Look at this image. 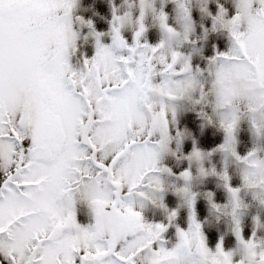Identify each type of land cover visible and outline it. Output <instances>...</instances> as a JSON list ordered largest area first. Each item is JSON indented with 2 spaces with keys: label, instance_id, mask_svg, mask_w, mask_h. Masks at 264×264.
I'll use <instances>...</instances> for the list:
<instances>
[{
  "label": "snow or ice",
  "instance_id": "snow-or-ice-1",
  "mask_svg": "<svg viewBox=\"0 0 264 264\" xmlns=\"http://www.w3.org/2000/svg\"><path fill=\"white\" fill-rule=\"evenodd\" d=\"M78 2L0 0V264H264V239H245L242 223V193L264 206V0H200L212 23L195 39L192 0H172L175 26L156 0H127L123 15L113 2L107 33L74 16ZM149 17L161 34L155 44ZM77 25L95 39L91 58ZM213 34L230 46L206 58L201 45ZM189 105L224 133L212 151L181 127ZM245 121L254 147L241 155ZM209 177L228 193L226 204L204 195L214 216L230 217L232 251L223 239L212 251L198 220L194 188ZM169 191L176 210L165 204ZM149 206L164 209L167 224L148 222ZM181 209L187 231L176 223ZM171 227L174 244L165 239Z\"/></svg>",
  "mask_w": 264,
  "mask_h": 264
},
{
  "label": "rangeland",
  "instance_id": "rangeland-1",
  "mask_svg": "<svg viewBox=\"0 0 264 264\" xmlns=\"http://www.w3.org/2000/svg\"><path fill=\"white\" fill-rule=\"evenodd\" d=\"M115 3L120 7V14L128 11L127 0H79L78 6L74 12V16L80 17L85 21H91L96 26L97 31L107 33L110 30V22L112 20V3ZM138 3V0H134ZM215 5H212L214 7ZM157 10L163 8V10L169 15V24L175 26L177 19L176 5L172 3V0H156ZM193 18L196 21V36L202 37L203 29L200 25H204L208 28L211 27V19L203 14L199 9L201 7L200 0H192ZM138 8L135 10V15L138 16ZM149 31L147 33V39L150 43L155 44L159 42L160 30L157 24L149 17ZM77 30L80 32L81 39L79 40L80 51L85 53L88 58L95 55V39L90 34V30L86 26L77 25ZM124 36L132 41L134 33L131 28L125 30ZM87 37V39H85ZM104 43H110V38L105 36ZM228 36H217L215 34L210 35L208 40L203 42L201 47L203 48V55L206 58H211L216 54L218 48L221 52H227L229 48ZM75 63V60H73ZM194 63H201L199 56H197ZM203 66V64H201ZM189 110L182 112L179 116L181 127H187L192 132V136L195 138L197 145L204 151H212L219 144L223 143L224 133L218 128L211 127L205 121L198 118L196 111L190 110L191 106H188ZM192 138H188L184 142L186 151H191ZM254 147L253 138L249 130L248 123L242 122L241 124V144L238 148L241 155L247 153ZM168 166H172L176 163L172 158H168L165 161ZM212 164L216 167L217 171L223 170V158L222 155L216 153L213 156ZM187 167L185 163L183 165ZM195 171V169H194ZM229 175L231 177V183L233 187H240L242 185V177L239 170L233 165L229 168ZM195 191L200 192L201 196L197 204L198 220L203 225V231L207 239L208 247L215 251L217 245L223 239V245L225 251H232L237 247L238 241L233 233V224L230 217L217 218L213 215L211 206L204 195L208 191H212L215 194V202L218 204H226L228 201V193L223 187L221 181L217 177H209L203 182L198 184L194 188ZM242 197L249 205L243 216V228L245 239L252 237L253 232L256 235L264 239V228L257 229L256 220L259 218L261 224H264V206H260L255 202L251 194L242 193ZM165 204L169 210H176L179 208L180 200L174 194L169 191L166 195ZM146 220L150 223H164L167 224V216L162 208H155L149 206L144 213ZM81 220L83 223H87V216L82 215ZM177 226L187 231L189 227V213L187 209H181L179 219L177 220ZM165 239L171 241V243L177 242L176 227L169 228L165 234ZM170 246V245H169Z\"/></svg>",
  "mask_w": 264,
  "mask_h": 264
}]
</instances>
